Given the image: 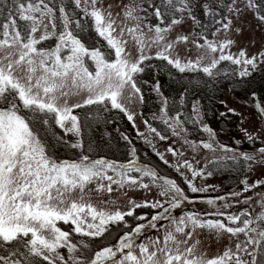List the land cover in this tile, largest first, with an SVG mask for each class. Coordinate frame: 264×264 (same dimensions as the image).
<instances>
[{
	"label": "snow or ice",
	"instance_id": "6c2138e0",
	"mask_svg": "<svg viewBox=\"0 0 264 264\" xmlns=\"http://www.w3.org/2000/svg\"><path fill=\"white\" fill-rule=\"evenodd\" d=\"M113 7L105 0H0V264H264V194L258 211L229 212V197L218 196L199 201L208 206L203 214L177 215L185 202L196 201L174 179L142 164L128 135L120 133L129 146L126 163L94 155L98 145L85 144V129L107 123L105 114L116 111L160 162L183 176L191 193L215 187H198V177L264 166V137L241 129L250 144L259 141L252 152L220 143L203 123L198 99L192 100L190 113L183 111L187 89L179 97L180 110L171 114L159 82L151 86L162 103L155 118L165 127L158 130L144 120L147 134L139 131L125 103H144L142 86L148 81L142 74L155 67L146 64L153 60L205 85L221 77L241 85L257 73L264 78V51L251 56L243 48L231 51L236 44L231 34L243 31L237 26L242 16L251 13L264 25V0H127L116 5L120 11ZM197 11L210 22L203 23ZM149 13L158 24L149 22ZM186 21H191L190 33L172 38ZM92 33L96 39L87 43L84 37ZM221 34L224 38L216 39ZM181 44L195 46V59L188 58L191 47L182 58ZM251 98L264 120V100L254 90ZM221 103L226 108L221 117L241 115ZM188 125L207 139H190ZM69 135L75 139H65ZM171 137L182 142L181 149L156 150L154 138ZM57 143L74 150L71 156L57 155ZM202 150L205 162L197 167ZM189 151L192 156L186 158ZM242 183L249 192L264 180ZM153 188L163 199L128 197ZM113 192L128 197L126 205L113 199ZM138 209L151 212L138 214ZM153 230L156 237L149 235ZM201 232L237 242L209 258L199 250L201 241L193 240Z\"/></svg>",
	"mask_w": 264,
	"mask_h": 264
},
{
	"label": "trees",
	"instance_id": "16d2710c",
	"mask_svg": "<svg viewBox=\"0 0 264 264\" xmlns=\"http://www.w3.org/2000/svg\"><path fill=\"white\" fill-rule=\"evenodd\" d=\"M197 16L205 24L210 22L209 18L202 16L199 11H197ZM149 22L154 25L159 23V21L152 18L150 13ZM197 31H199V29H197ZM84 39L87 43H92L96 37L95 34L92 33L90 35H85ZM147 63L155 65V67L146 68L145 73L142 74V79L148 81V83L142 86L145 99L144 103L141 105V116L153 127H156L158 130L164 129L165 127L155 118L159 115V109L161 108L162 103L161 97L152 90L151 86L158 81L161 86L163 97H167L169 100V110L171 114L180 110L179 97L187 89V102L183 111L186 114L190 113L192 100L198 99L202 106L203 123L209 125L216 132L217 139L220 143L226 144L229 147H234L237 151L245 152H252L256 147L260 146L259 141H257L255 145L250 144L248 141H240L237 130L238 116H231V114H229L227 117H221L219 114L221 112L222 97L227 91L237 95L244 101H253L251 93L254 90L257 95L264 100V78L261 77V74H255V79H253L248 85L236 84L234 83V78L223 77L220 78L218 83L205 85L204 83H196L195 79L190 81L188 76H179L174 69H171L170 66H166V62L153 60L146 62V64ZM83 111L85 110H77L81 115ZM105 116L107 117V123L101 122L99 126L93 124L91 128L85 129L86 147L88 141H91L94 147L98 145L97 151L94 155L104 156L108 159L126 163L128 160L129 146L121 138L120 133H124L132 140L142 164L147 163L148 165L155 167L161 174L174 179L182 188H184L189 198L196 201V203L193 204L185 202L184 206H189L197 212H202L207 205L200 203V200L218 196H228V194L233 193H230L229 191L232 188L234 181L232 175L240 174V172L225 171L214 174L215 176L224 178L223 184L220 187L221 193L219 194L215 191L191 193L183 181V176L159 161L158 157L154 154L153 149L137 136L136 129L132 127V124L122 113L113 111L111 113H106ZM188 128L190 133L189 137L191 139L196 141L207 139L206 134L198 132V130L191 125H188ZM117 129H119V131H117ZM57 131L59 132V130ZM60 134L62 135V133ZM65 139L71 141L74 140L75 137L69 135L65 137ZM237 141H240L239 145H237ZM55 151L57 155L66 158L71 156L74 150L65 147L62 143H57L55 145ZM253 191L260 194L264 193V185L260 188H254ZM150 212L151 210L149 209L137 210L138 214H148ZM111 243H116V240L113 239Z\"/></svg>",
	"mask_w": 264,
	"mask_h": 264
},
{
	"label": "rangeland",
	"instance_id": "374dc122",
	"mask_svg": "<svg viewBox=\"0 0 264 264\" xmlns=\"http://www.w3.org/2000/svg\"><path fill=\"white\" fill-rule=\"evenodd\" d=\"M105 2L112 3L114 5L113 11L118 12L120 11V8L116 7V5H122L123 3H127V0H105ZM237 26L241 27L243 31L240 34H236L235 32L231 34V38L236 41V44L231 49V51L234 54L237 53L238 50L241 48L246 49L250 56L257 54L259 51H264V25L259 24L255 20L254 16L251 13H248L240 18V20L237 22ZM191 30H192L191 21H186L183 25L177 26L175 31L171 34V36L172 38H174L176 35L189 34ZM125 38L129 39L128 47L133 48V43L130 40V38L128 37ZM223 38H224L223 34L216 37V39H223ZM188 47L192 48L191 55L188 58L195 59L196 49L195 46L191 44L190 45L181 44L178 46V50L180 51L182 58H184V50ZM155 51L156 49L153 48L152 49L153 54L155 53ZM221 101H224L228 105V107L235 108L236 111L241 114L238 115V124H237V130H238V135L240 137V141L242 142L247 141L243 131L241 130L242 128L247 129L248 132L254 135L259 133L261 137H264V120L261 119L255 107L254 101H244L237 95L231 93L230 91H227L224 94ZM125 103L126 106L129 108V110L135 114V123L139 131L147 134L148 130L143 122L145 119L141 116V104L138 101L131 103L125 101ZM224 111H226V108L224 107V104L221 103V112ZM241 121H243V124H241ZM154 143L156 145V150L162 153H164L169 146H174L177 149H181V144H182V142L178 140L176 137H171L167 141H159L158 138H154ZM205 155L206 153L203 150L200 152L199 155H197L196 159L200 160V164L196 165L197 167H203V164L205 162L203 157ZM191 156L192 153L190 151L187 152L186 158H190ZM166 158L170 161V163H174V159L171 156V154L166 153ZM193 163L195 164V160L193 161ZM182 171L184 170L182 169ZM188 175L190 178V173ZM232 177L234 178V181L232 188L229 191L230 193L238 192L240 193V195L237 197H231L230 194H228L229 197L228 202L233 206L227 211L235 212V213L244 211L246 209H253L255 211H258L261 196L264 193L260 194L258 192H254L253 189L249 192H244L243 191L244 185L242 181L247 180L249 184H254L257 180H264V166H257L251 172H240V174H234L232 175ZM223 181H224L223 177L213 175L203 180L198 177L195 183L198 187L213 185L215 187L210 188L207 192L215 191L217 192V194H219L221 193L220 187L222 186ZM128 197L136 199L138 202L143 201L144 199H148V200L163 199L158 196V190L155 188H153L150 193H146L143 190L129 192ZM128 197H122L118 192L112 193V198L113 199L119 198L118 202L121 205H126ZM107 198L108 196L106 194L104 196V199ZM246 199L250 200L251 203L248 204L244 203ZM93 202L94 203L96 202L95 193H93ZM207 207L208 206L204 208V211ZM184 211L197 212L192 208H190L189 206L183 205L182 209H178L175 214L182 215ZM204 211L202 212L198 211V212L203 214ZM209 218L216 219V217H209ZM149 235L152 237H156L157 233L155 232V230H153L149 233ZM159 235L162 238L163 233L161 232ZM179 239H184V237L181 236L179 237ZM195 239H199L201 241L199 250L201 252L207 253L209 258L218 254H222V252L225 250L226 247L228 246L234 247L235 243L237 242L236 238H232L227 235L222 237L220 240H217L214 234L210 235L207 232L199 233L197 236L193 237V240ZM239 239L242 240L243 236H241ZM189 243L191 244L192 241H189Z\"/></svg>",
	"mask_w": 264,
	"mask_h": 264
}]
</instances>
